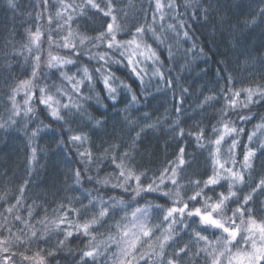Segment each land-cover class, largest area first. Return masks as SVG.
Masks as SVG:
<instances>
[{
  "label": "trees",
  "instance_id": "obj_1",
  "mask_svg": "<svg viewBox=\"0 0 264 264\" xmlns=\"http://www.w3.org/2000/svg\"><path fill=\"white\" fill-rule=\"evenodd\" d=\"M160 1L165 5L159 7L157 0H113V3L116 12L127 3L145 24L151 25L148 38L153 39L151 32L154 29L165 49L172 53V67L163 79L146 76L140 82L133 77L131 90L119 84L113 85L115 91L109 92L102 74L115 72L120 76L127 68L110 62V57L122 58L121 49L114 51L108 47L107 36L101 39L97 35L104 30L108 16L87 6L85 0H71L73 9L67 12L62 7V0H0V195L5 196L0 200V211L5 204H15L14 214L28 219V212L33 210L30 223L39 230L36 238L29 239L26 225L9 220L12 232L3 234L12 235L22 229L17 233L23 238L19 251L31 253L43 249L47 254L56 249V254L48 257V264H78L88 238L82 233H74L71 240L60 247L58 241L63 238V231H52L47 239H43L40 232L45 225L39 223V219L46 214L51 219L67 210L68 218L76 221L77 216L70 209L60 207L71 205L81 209L79 219L83 220L95 209V201L92 208L83 207L91 197L123 196L128 199L131 193L97 182L98 177L117 171L112 156L119 159L126 151L133 154L139 166L159 175L183 147L189 163L182 169V178L205 177L212 170L210 152L213 145L208 141L217 135L213 127L218 128L222 120H230L237 129H243L242 133L238 131L224 141V156L228 157L231 155L228 146L233 139H239L234 168L244 171L245 176L243 184H235L240 195L229 204L228 215L264 175V148L257 152L251 175L240 163L246 146L258 148L261 142L260 134L252 142L248 141V134L264 119V93L256 92L253 101L248 103L247 93L241 91L235 108L227 104L233 98L231 89L255 79L256 69L264 66V0ZM98 2L101 8L107 7L106 0ZM81 6L84 14H81ZM69 14L76 19L65 23ZM119 23L118 39L123 40L127 33ZM69 30L87 34L91 39L81 44L79 35L73 36L76 48L66 49L63 38ZM37 31L43 33L38 45L31 35ZM49 53L71 58L74 62L49 65ZM101 54L104 59H100ZM83 66L91 70L92 80L83 78ZM33 72L36 73L34 78ZM228 73L236 77L231 85ZM62 74L71 75L73 80L69 81ZM28 79L33 82L31 89L11 92L20 81ZM77 81H82L79 93L72 86ZM42 85L55 93L52 104L60 109L62 118H54L49 114L51 108L43 105L39 111H28L32 105L39 104V100L32 98L29 104L24 101L29 99L32 91L40 96L39 86ZM211 93L216 94L214 100L201 106L204 97ZM11 95H15L16 106L9 99ZM246 103L248 107H244ZM97 121L100 126L96 125ZM200 128L204 129L207 138L203 142L190 134ZM181 129L183 135H180ZM76 134L85 139H72ZM89 149L91 158L81 155ZM229 166L233 165L229 163ZM77 170L79 177L75 175ZM110 178L112 183L118 182L114 176ZM148 178L146 176L145 181ZM78 179L80 183L76 182ZM227 184L225 180L211 187L208 195L226 191ZM252 195L247 207L255 209L254 215L260 220L264 216L261 207L264 188ZM144 196L159 197V203L165 202L158 193H145ZM17 197H22L18 203ZM195 219L191 218L189 227H202L212 239L221 235L219 229L195 225ZM71 227L74 228L75 223ZM98 231L106 233L107 228ZM242 235L231 245L232 251L243 241ZM188 236L185 232L182 239ZM115 252V245L107 251L101 247L100 254L85 258L83 264H109L115 258ZM230 253L225 252L223 258ZM15 259L16 264H29L19 256ZM208 259L201 253L196 264H207Z\"/></svg>",
  "mask_w": 264,
  "mask_h": 264
},
{
  "label": "snow or ice",
  "instance_id": "obj_2",
  "mask_svg": "<svg viewBox=\"0 0 264 264\" xmlns=\"http://www.w3.org/2000/svg\"><path fill=\"white\" fill-rule=\"evenodd\" d=\"M107 7L101 8L98 0H85V4L94 10L103 12L109 17L104 30L98 33V37L103 39L108 37V47L114 44H126L127 59L130 67L134 72H137L136 60L137 56L146 59H153L155 52L151 46L146 45L141 39L133 37L127 41L121 42L118 39V33L121 31L119 19L116 15V5L113 0H106ZM62 7L65 12L68 9H73L71 0H62ZM81 14H84V7L81 6ZM57 15H61L57 12ZM76 17L69 14L65 23L74 21ZM52 18L49 17V22ZM143 28H138L137 32H143ZM33 42L38 45L43 36L41 31L32 33ZM79 35L80 43H86L91 37L87 34H78L69 30L68 35L63 39L65 41L64 47L66 49H75L76 44L72 37ZM78 54V53H77ZM49 65L53 63L63 65L71 64L74 61L68 57H62L49 53ZM37 60L39 57L36 58ZM100 59H104V55H100ZM99 71V69H97ZM83 78L92 80L93 76L91 70L87 66L82 67ZM33 72V78L35 77ZM65 75L69 81L73 80L71 75ZM103 82L109 92L115 91L112 88V76L110 74H102ZM82 81L72 86L79 93L82 91L80 86ZM33 87L32 79L20 81L17 87L11 89L12 93L18 90L31 89ZM40 91H42L40 89ZM247 93V101L251 103L256 92H261L259 89L246 88L243 90ZM239 90L234 91L233 98L227 101V104L235 108L240 99ZM36 97V92L29 93V99L25 100V104H29L32 98ZM135 99V97H133ZM13 106H16L15 95L9 97ZM55 98L48 95L42 98L41 102L48 104L51 108V115L55 118H62L60 109L53 106L52 102ZM214 100V97H208L202 101L201 106ZM244 107H248L246 103ZM28 111H32L31 107ZM224 115H226V110ZM247 118V117H242ZM100 126V122H96ZM213 131L217 135L208 141L213 145L210 152L212 170L205 177H193L191 180H184L181 172L183 167L189 163L185 159L183 147H180L177 153L175 163H169V166L162 169L159 175L149 177L145 181L146 173L137 172L130 166L127 160V152L122 154L121 158L117 159L112 156L113 163L116 165L119 179L117 183H112L110 175L98 177L97 182L103 186H111L113 188H120L123 192H128L129 186L135 196L129 200L121 196H110L105 199L103 196L91 197L89 203L84 205V208H92L93 201H95V209L83 220L79 219V208H74L71 205H60L61 208L70 209L76 216L77 220L73 222L68 218V211H62L59 215L53 216L51 219L44 215L39 219V223L44 224V230L40 232L43 239H47L52 231H63V238L58 241V246L63 247L73 237L74 233H82L86 236L87 242L78 264H83L85 258H92L100 254V249L103 247L107 251L112 245L116 246L114 259H111L109 264H196V258L201 256V253L206 254L209 259L207 264H222V258L225 252H231V245L239 237L241 231L252 233L254 230H259L261 238L264 239V219L258 220L254 215L255 209L247 207L249 201L253 199V193L264 188V175L259 177L251 192L245 194L240 203L236 204L230 209L231 215H228L229 204L233 198L239 197V193L235 190V184H243L245 181L244 171L234 168L237 163L236 156L240 141L238 138L233 139L228 146L227 151L231 153L230 156H224V141L225 138L239 132L243 129L237 127L230 120H222L218 128L213 127ZM183 129L180 135H183ZM196 138L198 142H203L205 137L204 129L200 128L196 132L190 133ZM260 134L262 139L258 148L246 146L243 152L240 163L243 169L248 171L251 175V170L255 166V157L259 148H264V119L260 120L253 126V130L248 134V141L252 142L254 138ZM77 141H83L84 136L76 134L71 137ZM200 146H204L200 144ZM81 155L92 157L91 150L82 152ZM229 163L233 165L229 166ZM75 175L79 177V170ZM228 181L227 190L219 191L213 195H208V190L220 185L222 181ZM80 183L78 179L76 181ZM189 185L191 190L189 191ZM145 193H158L159 196L165 198V202L159 203V197H145ZM22 197H17V203ZM5 196L0 195V200H4ZM142 201V202H141ZM135 202L134 206H129L130 203ZM15 204H5V207L0 211V264H16V257L19 256L22 261H27L29 264H48V257L56 254V249H51L44 253L43 249L34 250L31 253L27 251H19V243L22 242V237L17 234L22 229H17V233L12 235H4L3 233H11L12 225L9 224L10 218L13 221H20L29 229V239L36 238L39 230L30 223L31 217L34 214L33 210L28 212V219H23L21 215L14 214ZM119 212V215H117ZM4 213H7L5 215ZM239 215V223L237 216ZM118 217V218H117ZM195 217V225L203 227H212L219 229L221 235L215 239L203 231L202 227H189L191 218ZM111 221V223H109ZM75 223V227H71ZM67 225L68 227H65ZM178 225L182 227L178 228ZM107 226V227H106ZM107 228V232L98 231L101 228ZM189 233L187 239H182L184 233ZM15 245V248H14ZM220 245H223L220 247ZM255 253H233L228 264H233V261H239L244 256L255 255V264H260L264 261V245L257 248L253 242ZM252 264V261H250Z\"/></svg>",
  "mask_w": 264,
  "mask_h": 264
},
{
  "label": "clouds",
  "instance_id": "obj_3",
  "mask_svg": "<svg viewBox=\"0 0 264 264\" xmlns=\"http://www.w3.org/2000/svg\"><path fill=\"white\" fill-rule=\"evenodd\" d=\"M123 12V14H121ZM116 15L119 19V22L122 23V26L124 30L127 33V37L123 40H120L121 42L127 41L133 37H137L141 39L146 45L151 46L153 51L155 52V56L153 59H146L141 56H137L136 60L138 63L136 64V68L138 69L137 72H134L133 69L130 67V64L127 59V53L126 48L127 45H117L114 44L112 46L113 50L121 49V57L122 58H111V63L120 64L121 68H127V71L123 72L120 76H117L115 72L111 73L112 76V86L113 85H119L122 84L124 87L128 88L129 90L132 89V78L135 77L137 81L142 82L144 77L146 76H158L161 79L165 78V73L168 72V70L172 67L173 60L171 59L172 53L168 52L164 47V42L160 40L159 36L155 33V30L153 29L151 32L152 40H149L148 38V32L151 28V25L145 24V22L135 13L132 12L129 9V5L127 3H124L122 5V8L116 12ZM204 19H207V16L204 17ZM138 28H143V32H137ZM185 36H188V33H184ZM190 38V37H189ZM154 41V42H153ZM209 58H211V53H208ZM167 59V63H166ZM110 71V70H109ZM119 71V69L117 70ZM257 76L253 80H249L246 84H241L239 87L235 89H231L232 92L239 90L243 91L246 88H252V89H259L261 92H264V66L259 67L256 69ZM131 73V75H129ZM229 77V84L231 85L236 77L232 75V73H228ZM42 91H40L41 95L34 97V99L39 100V104L32 105V110L35 109L36 111L40 110V105L45 106V108L49 107L48 104L42 103V98H46L48 95H51L55 98V93L52 91H48L47 85L39 86ZM113 88V87H112ZM185 90H187L185 88ZM222 90V89H221ZM208 97H216L215 93L208 94L204 97V100ZM111 99L115 100V97H111ZM60 103V101H57ZM51 115V113H49ZM55 118V117H54ZM102 119V118H101ZM118 146V145H117ZM127 152V151H126ZM124 152V153H126ZM122 153V154H124ZM121 154V156H122ZM177 156L173 157L172 160L168 161L169 163H175ZM127 160L131 167H133L137 172L140 173H146L145 177H152L153 174L148 172L147 168L141 167L138 165L137 161L134 159V156L132 153L127 152ZM167 165L164 166L166 168ZM110 176H114L115 179H119V174L116 170H113L109 172ZM133 186H129L128 192L131 193V195L128 197L129 200H131L135 193L132 191ZM23 190V186H21ZM123 197V196H121ZM35 203V201H33ZM31 207V206H30ZM261 207L264 208V203L261 204ZM47 216L49 214H46ZM118 218V217H117ZM11 219V218H10ZM259 219H264V216H261ZM75 222V221H73ZM111 223V221L109 222ZM107 227V226H106ZM103 232V231H102ZM106 234V233H105ZM26 239V237H25Z\"/></svg>",
  "mask_w": 264,
  "mask_h": 264
},
{
  "label": "rangeland",
  "instance_id": "obj_4",
  "mask_svg": "<svg viewBox=\"0 0 264 264\" xmlns=\"http://www.w3.org/2000/svg\"><path fill=\"white\" fill-rule=\"evenodd\" d=\"M156 3L159 7L165 5L164 3H161L160 0H157ZM242 233L243 241H241V244L235 247L230 254H228L225 258H222V264H228L230 256L238 251L243 253H255L256 250L253 248V242H255L257 248H260V246L264 245V239L261 238V233L259 230H254L251 234L242 230L240 234ZM220 247H222V245H220ZM250 261H252V264H255V255L244 256L239 261H233V264H250Z\"/></svg>",
  "mask_w": 264,
  "mask_h": 264
}]
</instances>
